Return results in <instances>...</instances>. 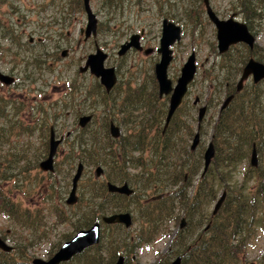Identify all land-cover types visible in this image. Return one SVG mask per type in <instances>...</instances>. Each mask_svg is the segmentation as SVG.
I'll return each mask as SVG.
<instances>
[{"label":"rangeland","instance_id":"rangeland-1","mask_svg":"<svg viewBox=\"0 0 264 264\" xmlns=\"http://www.w3.org/2000/svg\"><path fill=\"white\" fill-rule=\"evenodd\" d=\"M191 2L192 0H90L91 10L98 20L97 33L94 38L84 41V36L79 33L86 25V15L81 0H0V72L14 77L16 81L15 85L10 87L0 84V94H3L6 100L10 97L16 98L24 102L26 107H32L31 114L37 120L35 125L31 115L23 116L29 113H21L19 119L22 122L31 121L32 133L13 136L7 130L6 133L2 132L4 138L0 141V173H2L0 195L31 211L37 223L39 222L36 226L18 225L0 213V234L9 239L7 244L19 247L26 245L25 258H22L21 250L14 251V256L19 261L26 258H30L31 261L35 258L46 260L50 258V254L53 255L57 246L60 247L64 241L73 237L77 230L86 229L81 225L85 213L82 203L78 200L79 203L74 206L65 204L78 160L66 163L64 158L71 144L74 143L72 141L78 131L79 116L94 115L93 123L84 135L86 138L90 137L87 134L92 132V129H96L101 122L100 95H95L100 85L99 80L88 71L85 73L79 71V68L84 66L87 56L95 52L96 46L107 54L104 67L115 69L118 89L115 88L112 97L118 99L117 93H122L118 90L121 87L127 88L128 82L139 85L145 79L147 84L148 78L153 76V68L158 58H145L135 54L120 58L116 54L117 46L131 31L138 32L139 29L145 28L149 44L158 47L162 18H174L171 21L181 27L182 36L180 42L173 47L174 58L168 68V77L174 84L179 77L180 68L192 51L195 53L197 64V73L180 114L184 115L188 122V117L194 122L198 107L192 106L193 99L200 98L201 105L210 99L209 90L211 89L213 94L217 83L221 81L219 78L221 72L217 68L211 70L213 65L217 66L220 62L216 50V30L207 19L204 9L200 19L195 15L192 19L188 17L189 13L190 16L192 15L189 7ZM209 2L220 19L233 17L243 22L242 15L238 14L241 10L236 0H209ZM254 25L255 44L260 49L258 51L260 53L257 56L251 55L245 45L237 44L231 48L228 55L236 57L238 54H243L245 61L250 56L255 60L260 55L264 57V22L260 26L257 23ZM43 36L45 40L40 44L37 43V38ZM28 37L33 38L32 45L28 43ZM65 50L67 55L61 57V52ZM259 62L264 64V61ZM209 73H211L210 77H208ZM237 81L238 75L234 79V82ZM251 85L249 80L246 86ZM222 100L221 95L219 103ZM214 103L208 109L203 121L201 143L194 152L198 158L206 149L212 133L209 127L217 117L220 105ZM134 113L137 120L140 112ZM7 124L8 122H0L1 128H7ZM50 125L54 126L60 135L68 131L75 132L59 147L55 157V171L51 173V179L37 166L46 155L44 143L48 139ZM190 143L191 140L185 144L188 149ZM202 158L198 165L199 171L203 165ZM246 164L247 160L239 166L238 171L241 172ZM100 166L104 170V175L96 179L98 182L115 177L106 167ZM95 167L85 165L77 190L79 199L80 194L85 192L87 183L95 179ZM235 175L236 179H241V176ZM38 176L43 177V183L37 184ZM50 183L52 188L49 187ZM222 191L224 190L219 187L217 197L212 201L213 207ZM130 207L133 208V204H130ZM211 211L206 205L202 206L200 213L209 217ZM56 212H59V216ZM132 214L135 217V214ZM203 215L199 214V217ZM176 227L170 223L169 232L172 234ZM137 230L138 223H135L130 234L136 235ZM101 233L106 239L117 237L119 234L118 231L112 232L104 225L101 226ZM168 241L169 238L166 237L150 246L140 248L133 255V262L153 263L158 254L168 248ZM263 248L264 241L259 238L256 247L251 248L253 250L247 255L249 264Z\"/></svg>","mask_w":264,"mask_h":264},{"label":"trees","instance_id":"trees-1","mask_svg":"<svg viewBox=\"0 0 264 264\" xmlns=\"http://www.w3.org/2000/svg\"><path fill=\"white\" fill-rule=\"evenodd\" d=\"M236 1L243 23L256 36L254 24L260 26L264 22V0ZM189 7L192 15L189 13L188 17L192 19L195 15L200 19L202 0H192ZM259 50L255 44L249 54L257 56ZM228 53L219 56V64L212 66V71L217 68L221 72V81L217 83L213 94L209 90L210 99L207 103L209 107L213 102L216 105L224 93L231 96V100L225 108L218 110L216 120L209 127L215 154L197 182L195 176L203 155L196 157L194 152L199 147L191 151L185 144L192 139L195 131L199 130L201 134L204 122H191V117H188V122L180 114L185 101L175 111L168 125L164 126L166 130L162 134L167 101L158 98L153 76L148 78V91L147 88L121 87L118 91L122 93H117L118 99L112 97V92L106 94L98 85L95 95H100L101 122L87 134L90 135L87 138L84 135L93 119L85 129L78 130L76 134L73 131L74 143L64 159L66 163L78 160L85 165H103L115 175V179L110 177L105 180L117 184L125 182L133 189V194L129 197L110 194L105 181L92 179L87 183L85 192L80 194V199L78 197L85 210L81 225L87 228L102 216L131 212L135 214L134 224L138 223V230L135 235L130 234L132 228L127 230L120 225L107 226L112 232H119L117 237L106 239L102 234L98 245L85 249L64 264H114L120 255L125 259L124 264H139L138 261L133 262L132 257L140 248L148 246L147 232L153 234L152 229H155L157 236H170L166 228L171 222L177 221L179 210L184 213L189 211L184 204L212 202L217 197L219 187L224 190L225 198L209 221L208 229L199 231L192 241L173 237L169 244V255L177 252L174 250L181 246L182 264H249L247 255L253 250L251 248L256 247L259 238L264 241V81L245 85L237 92L234 79L246 61L243 54L233 57ZM257 60L264 61V57L260 55ZM210 76L211 73L208 74ZM31 111L32 107H26L24 102L12 97L6 100L0 94V120L4 118L0 122H8L7 128L0 126V141L4 138L2 132L6 133L7 130L13 136L31 134V121L24 123L19 119L21 113L30 114ZM135 111L140 112L137 120ZM110 122L122 129V134L117 138L110 136ZM253 148L258 159V165L254 168L248 162ZM246 160V166L239 172V166ZM211 165L213 167L210 168ZM200 171L203 172L202 168ZM235 174L241 179H236ZM48 177L51 179L52 174H48ZM42 178H38L37 184L43 183ZM49 187L52 188V183ZM130 204H133V208ZM0 213L18 225H39L31 211L2 195ZM56 214L59 216V212ZM186 216L189 226L192 219L189 213ZM161 226H164V231L160 229ZM195 226L198 225L192 223L185 233L191 235ZM25 248L26 245H15L13 249L21 250L22 258H25ZM58 249L57 246L55 251ZM169 258L168 255L165 257L166 264ZM0 264L32 263L30 258L19 261L14 252L0 251ZM251 264H264V248Z\"/></svg>","mask_w":264,"mask_h":264},{"label":"water","instance_id":"water-1","mask_svg":"<svg viewBox=\"0 0 264 264\" xmlns=\"http://www.w3.org/2000/svg\"><path fill=\"white\" fill-rule=\"evenodd\" d=\"M84 12L86 14V27L83 30L85 39L89 38L91 35H95L97 27V18L92 12L89 0H82ZM203 5L205 9L206 16L211 24H213L216 30V48L219 54L226 53L231 46L236 44H244L250 50L253 49L255 37L248 30L247 26L243 22L234 20L230 17L226 20L220 19L216 13L213 11L209 4V0H203ZM181 29L178 25L164 20L162 22L161 36L159 41V47L157 48V53L160 55L159 61L154 66V75L158 86L159 97L169 96L168 112L165 119V126L168 125L172 115L176 109L182 103V100L188 90V85L193 81L196 74V63L195 55L192 52L187 58L186 62L180 69V75L177 78L174 85L172 81L168 78V67L172 60V49L171 46L174 43L180 41ZM133 41V46L136 47L137 36L131 38ZM131 46V44L122 45L119 49L118 56H122L126 50ZM65 56V53L62 54ZM106 59V54H104L99 48H96L94 54H90L83 67L79 69L81 73L89 71L91 75L99 79V83L105 88L106 92L109 93L116 83V75L113 68H105L104 61ZM252 79L254 84L259 83L264 80V64L256 61L254 58H249L245 66L242 69L241 76L236 84V91L239 92L243 88V83ZM14 79L8 75L0 73V83L9 86L13 84ZM231 100V96L224 99L221 104L220 109L225 108V106ZM199 101L198 98L195 99L194 105ZM206 113V107L203 106L198 109L197 121L201 123ZM91 115L80 116L77 120V125L80 128H84L90 121ZM109 131L112 138H117L119 136V128L115 126L112 122L109 124ZM49 151L47 157L40 161L38 164L39 170L42 172L52 173L54 171V156L57 152L58 145L61 140H56L54 138V129L51 127L49 129ZM200 142V135L198 132L194 135L190 149L193 151L198 146ZM215 154L214 146L212 142H209L204 153H203V173L208 169L211 160ZM250 165L252 167H257L258 160L255 148L252 149L250 155ZM83 164L78 163L76 172L71 180V189L68 197L65 201L66 205L72 206L77 202L76 190L78 181L81 178L83 172ZM102 173L101 167L95 169V176L99 177ZM107 191L109 193H115L124 196H131L133 194V189H131L126 183L117 186L115 184L107 183ZM225 198V192L221 194L217 200L213 214L221 206ZM103 224L114 225L122 224L125 228H129L132 224L131 214L126 213H115L108 216H103L101 218ZM184 221L181 220V226ZM100 240V223L96 222L91 227L86 230L79 231L71 240L64 243L59 250L48 260H41L35 258L32 260V264H61L69 261L75 255L80 254L83 250L95 246ZM0 250L9 253L12 247L7 245L3 240L0 239ZM114 264H124V257L119 256ZM170 264H180V257H177Z\"/></svg>","mask_w":264,"mask_h":264},{"label":"flooded vegetation","instance_id":"flooded-vegetation-1","mask_svg":"<svg viewBox=\"0 0 264 264\" xmlns=\"http://www.w3.org/2000/svg\"><path fill=\"white\" fill-rule=\"evenodd\" d=\"M165 19V17H163L162 18V20H161V22H160V35H161V27H162V22H163V20ZM172 19H174V18H172ZM171 18H168V20H172ZM79 33H80V35H83L84 36V32H83V29L81 28L80 29V31H79ZM96 33H97V31H96ZM96 33H95V35L94 36H91V37H89V38H94L95 36H96ZM133 36H137V42H136V47H134L133 46V41L131 40V38L133 37ZM88 38V39H89ZM88 39H85V36H84V41H86V40H88ZM45 40V36H43V38L42 37H39V38H37V43H42L43 41ZM159 41H160V37H159ZM159 41H158V47H159ZM28 43L29 44H33V38L32 37H28ZM131 44V46L128 48V50H126V52L122 55V56H118V52H119V49H120V47L122 46V45H125V44ZM179 43V42H178ZM178 43H174L172 46H171V49H172V60H173V58H174V48L173 47H175L174 45H176V44H178ZM97 47V46H96ZM116 47V46H115ZM118 51L116 52V54H117V56L118 57H125L126 56V58L127 57H129L131 54H135V55H142V56H144L145 58H147V57H156V59L158 58V61H159V59H160V55L157 53V46H155V45H150L149 44V38L147 37V34H146V29L145 28H141V29H139V31L137 32V31H131L130 33H129V35L127 36V38L126 39H124L123 40V42L121 43V44H119L118 46ZM63 53H65V56L67 55V51L65 50V51H62L61 52V57H63L62 56V54ZM64 56V57H65ZM106 56H107V54H106ZM172 60H171V62H172ZM1 61V60H0ZM171 62H170V64H171ZM156 64V63H155ZM155 66V65H154ZM170 66V65H169ZM181 69V68H180ZM0 73H2V72H0ZM240 73L241 72H239V74H238V79H239V77H240ZM3 74V73H2ZM179 75H180V71H179ZM153 77H154V80H155V83H156V89H157V95H158V86H157V82H156V79H155V75H154V68H153ZM14 78V77H13ZM169 78V77H168ZM170 79V78H169ZM171 80V79H170ZM172 81V80H171ZM176 82V81H175ZM15 83H16V81H15V79H14V83H13V85H15ZM127 85H128V87L130 86L131 88H134V89H137V88H143L144 90L147 88V91H148V83L146 84V81H145V79H143L142 80V82H141V84H139V85H136V84H131L130 82H128L127 83ZM192 84L190 83L189 85H188V90H187V92H186V94H185V97H184V101L186 100L185 98L188 96V92H189V88H190V86H191ZM245 86V85H244ZM117 87V83H115V85H114V88H113V90H112V93L115 91V88ZM106 92V91H105ZM110 93V92H109ZM109 93H107L106 92V94H109ZM223 96V100L226 98V97H228L229 95H227L226 93H224V95H222ZM158 98L159 99H165L166 101H167V104H166V110H165V114H164V120H165V116H166V114H167V110H168V104H169V96H163V97H159L158 96ZM196 98H198V97H195L194 99H193V101H192V106L194 107V108H196V107H203V106H205L206 107V114H207V112H208V109L210 108L209 107V105H208V103L207 102H205V104L204 105H201V103H202V101H201V99L200 98H198L199 99V101L196 103V105H194L193 103H194V101H195V99ZM27 100V99H26ZM223 100H222V102H223ZM183 101V102H184ZM222 102H220L219 103V105H221L222 104ZM199 105H201V106H199ZM74 107V106H73ZM197 108V109H198ZM28 115H31V118H32V122L36 125V122H37V120L36 119H34V117H33V114H23V116L24 117H28ZM89 115H92L91 117H93V119H94V115L93 114H89ZM20 118V117H19ZM79 118V117H78ZM3 120H4V118H3ZM118 126V125H117ZM165 121L163 122V126H162V134H165V130L166 129H164L165 127ZM51 127H53L52 125H50L49 127H48V136H47V141H45V150H46V155H45V157L43 158V159H45L46 158V156L48 155V151H49V136H50V133H49V129L51 128ZM119 127V126H118ZM86 128V127H85ZM85 128H78V130H83V129H85ZM119 130H120V134H122L121 132H122V129H121V127H119ZM55 132H54V138L56 139V140H61V143L58 145V148H57V152H58V149H59V147L61 146V144L62 143H64L65 142V140H67V138H68V136H69V134L71 135L72 134V132H66L64 135H60L59 133H58V130L55 128V130H54ZM70 137V136H69ZM209 141H210V139H209ZM58 154V153H57ZM57 156V155H56ZM42 159V160H43ZM202 164H203V161H202ZM203 166V165H202ZM103 169V168H102ZM207 173V172H206ZM103 175H104V170L102 171V173H101V175H100V177L98 178V179H100V178H102L103 177ZM206 175V174H205ZM201 179L202 178V172L201 171H197V174H196V176H195V181L197 182L198 181V179ZM105 181V186L107 185V183H109L107 180H104ZM195 181H194V183H195ZM123 184H125V182H123V183H118V184H116L117 186H121V185H123ZM127 184V183H126ZM128 185V184H127ZM129 186V185H128ZM207 205V207L209 206L210 207V209L212 210L211 211V213L209 214L210 216L208 217L206 214L205 215H203V213H200L201 212V208H202V206H206ZM188 207L189 209V211L187 212H181V210H179V212H178V214H179V218L177 219V221H174V222H171L172 224H174L175 226H177L176 227V230L171 234L170 232H169V228H166V230H167V232H169V234H170V236H166V237H168L169 238V241H168V248L163 252V253H160V254H158V256L156 257V260L155 261H153V263H151V264H166V259H165V257L168 255L170 258L169 259H167V261H168V263L167 264H170L175 258H177V257H180V264H182V262H181V254L183 253H181L180 254V250H183L182 248H181V246H178L174 251H177V252H175L174 254H170L169 255V252L171 251L170 250V248H169V244H170V242H171V240H172V238L173 237H176L178 240H182L183 238H185L186 240H191L192 239V237L193 238H195V236L197 235V234H199V231H205L206 229H208V227H209V221H211L212 220V217H213V210H214V207L212 206V202H187V203H185L184 204V207ZM180 207V206H179ZM186 213H189V217L192 219V223H196L198 226H195V228H192L193 229V231L191 232V235H187L185 232L188 230V228H189V226L192 224V223H190V225L188 226V217L186 216ZM199 214L200 215H203V216H201V217H199ZM131 218H132V223H133V225H134V217H133V214L131 213ZM181 220H183L184 221V224L181 226ZM204 224V225H203ZM133 225H131L132 227H133ZM130 226V227H131ZM204 226V227H203ZM129 227V228H130ZM131 227V228H132ZM130 228V229H131ZM160 229L161 230H163L164 231V226H161L160 227ZM152 231H153V234H151V233H149V232H147L146 233V237L147 238H149V244H148V246H150V245H152V244H154L157 240H159V239H164L163 238V236H160V235H156V233H157V230H155V229H152ZM194 232V233H193ZM155 233V234H154ZM193 233V234H192ZM0 238H1V240H3V241H5L6 243H9L8 241H9V239L7 238V237H5L3 234H0ZM192 241V240H191ZM181 245V244H180ZM12 246V245H11ZM13 248H14V246H12ZM178 248H179V250H178ZM15 250L13 249L12 251H11V253L12 252H14Z\"/></svg>","mask_w":264,"mask_h":264},{"label":"bare ground","instance_id":"bare-ground-1","mask_svg":"<svg viewBox=\"0 0 264 264\" xmlns=\"http://www.w3.org/2000/svg\"><path fill=\"white\" fill-rule=\"evenodd\" d=\"M81 162V161H80ZM82 163V162H81ZM83 164V163H82ZM85 166V164H83Z\"/></svg>","mask_w":264,"mask_h":264}]
</instances>
